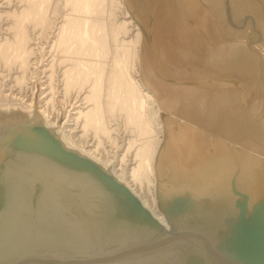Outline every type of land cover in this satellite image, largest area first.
I'll return each instance as SVG.
<instances>
[{"label": "water", "instance_id": "water-1", "mask_svg": "<svg viewBox=\"0 0 264 264\" xmlns=\"http://www.w3.org/2000/svg\"><path fill=\"white\" fill-rule=\"evenodd\" d=\"M198 1L203 10L195 16L188 12L193 25L190 48L186 51L181 47L184 49L176 52L180 66L186 63L193 79L198 76L196 70H202L196 51L203 40L213 44L218 39L208 28L213 23L210 0ZM221 2L228 25L224 36L233 38L237 25L232 22L231 11L235 7L230 0ZM240 2L251 28L245 44L257 59L261 79L263 62L253 43L256 37L264 43V0ZM257 8L260 17L254 13ZM205 9L209 10V18L203 21L206 30L198 23ZM163 22L156 31L150 26L149 37L159 38L167 32L168 21L164 18ZM138 24L143 35L144 25ZM172 43L168 42V47L176 48ZM186 54L189 57L183 63L182 55ZM217 70L214 76L204 77L203 85L210 91L207 97L211 98L212 88L240 89V94L250 97L251 105L264 95L261 83L251 88L236 71ZM212 82L228 85L215 88L209 85ZM165 87L157 86L158 96L169 94L163 91ZM162 103L166 134L163 148L174 152L172 137L181 134L185 123L180 106L167 111ZM0 113V264H264V159L259 161L260 157L244 148L246 137L239 132L201 133L203 138L212 135L216 142L229 140L232 151L223 154L210 184L202 189L187 180L167 181L170 163L165 153L166 172L157 192L163 222L111 171L80 150L66 146L57 127L46 123L40 112L36 110L30 116L19 108ZM244 113L245 127L264 134V112L254 105ZM176 117L178 123L171 121ZM258 118L262 119L259 124L252 123ZM243 159L254 162L247 166Z\"/></svg>", "mask_w": 264, "mask_h": 264}, {"label": "bare ground", "instance_id": "bare-ground-1", "mask_svg": "<svg viewBox=\"0 0 264 264\" xmlns=\"http://www.w3.org/2000/svg\"><path fill=\"white\" fill-rule=\"evenodd\" d=\"M11 2L5 0L4 3ZM65 2L71 13L60 21L54 17L57 12L54 0H20L19 7L15 6L11 11L0 10V23L4 17L11 21L6 27L0 26V77L10 78L6 81L9 82L8 89L0 90V107L6 114L19 108L30 116L36 110L40 112L46 123L57 127L66 146L80 150L111 171L163 222L165 219L158 208L157 192L162 175L166 172L163 162L165 153L166 161L170 163L167 181L178 183L187 180L199 189L210 184V177L220 166L225 156L223 154L232 153L229 140L216 142L212 135L203 138L201 133L205 130L215 135L221 131L233 135L236 134L233 131L239 132L238 135L246 137L244 148L263 161L264 134L259 129L245 127L243 115L247 107L254 105L264 112V95L260 94L251 105L250 97L240 94V89L212 88L208 102H204L197 88L192 87H186L178 93L169 92L165 98L158 96L157 86L164 88L166 84L155 76L157 72L153 74L146 65L149 58L144 53L141 27L133 20L125 0ZM185 3L190 15H197L199 1L185 0ZM210 3L214 7H210L211 16H218L210 24L218 39L213 44H210L209 39L203 40L201 48L196 51L197 65L205 75H213L217 69L220 73L236 71L240 77L248 80L251 88H257L261 83L264 91V43L257 37L253 43L263 62L260 79L257 59L245 44L251 32L247 23L249 18L247 20L243 16L245 7L240 0H230L231 6L235 7L231 11L232 22L237 28L233 30L235 37L228 38L224 36L228 25L221 0H210ZM117 9L122 18L118 22V18H115V22L106 20V15L110 12L113 14ZM176 23L175 30H179L180 39H177L176 47L190 48L187 41L190 36L183 30L179 20ZM259 32L261 34V30ZM169 44L172 45V41ZM47 48L52 59L41 72L48 73L46 89L49 91L42 89L41 105L35 110V99L30 98L28 93L23 95L24 90L29 92L33 89L35 82L32 79L42 68L39 67L43 61L41 53ZM160 50L161 57H166L167 50L163 47ZM143 68L149 77L146 82L141 78ZM12 82L16 83L19 90L11 85ZM4 83H1L2 87L6 85ZM59 88L63 102L70 103L72 107L65 114L59 111L55 103ZM7 100L9 102H4ZM73 100L81 103L76 105ZM161 102L167 111L181 107V118L185 124L181 134L172 137L174 152L167 146L163 148L166 134ZM120 118L123 120L122 128L134 135L123 141L124 147L127 146L125 150L121 147L125 151L123 154L113 151L119 147L117 142L121 138ZM261 120L258 118L252 123L259 124ZM91 134L94 136L92 142ZM105 141L110 143L112 151L107 149ZM112 152L114 154L111 155ZM115 160L117 164H114ZM253 162L254 159H243L247 166ZM145 191L151 197L150 204L145 198Z\"/></svg>", "mask_w": 264, "mask_h": 264}, {"label": "rangeland", "instance_id": "rangeland-1", "mask_svg": "<svg viewBox=\"0 0 264 264\" xmlns=\"http://www.w3.org/2000/svg\"><path fill=\"white\" fill-rule=\"evenodd\" d=\"M54 1H55V4H56V7L55 8L57 9L56 15H54V17H55V19L57 18L58 21H60V20L63 19L64 16H66L67 14H70L71 13V10H70L69 7L65 6L66 5L65 0H58L57 3H56L57 0H54ZM59 1H60V3H59ZM61 1H63V2H61ZM4 2H5V0H0V10H2V11H11V10H13V8L14 9L16 8L15 6L19 7V5H21L20 4V0L19 1L12 0V2H11L12 4L11 3L10 4H8V3L5 4ZM58 3H59V5H58ZM125 3L128 6L129 12L133 16L132 17L133 20L136 21L137 23L140 22L141 24L144 25V27L142 28L143 29V32H144V34H143V49H144V53L146 52L147 55H148V58H149L148 59V62H147L148 64H146V65L149 68V70L153 74H155V71H153L154 69L151 67V66H153L155 68L156 72H157V74H155V76L157 75L156 77H158V79L160 81L164 82L166 84V86H170V87H165L167 89H164L163 91L166 92V90H167L168 93L169 92H173V93L176 92V93H178V91L181 92L186 87H191V84H189V83H193V84H196V85H193V87H197V90L199 91V94H201V96L203 98V101L204 102H208L210 98L207 97L206 94H210V91L206 89L205 85H203V84H205L204 77H206V75L203 74L204 73L203 70H201V69L196 70L198 76H197L196 79H193L194 76L190 75L191 72L189 70H187L188 69V66L185 63V62H187L188 59L186 61L184 59V58H188L189 55H187V54L186 55H182L183 63H185V64H183V66L182 65L180 66L178 59H176V56H177V53H178L177 50H181L182 51V49H184V48H179V49L177 47L176 48L175 47H171L170 48L167 45L169 41H172V42L174 41L175 44H176L177 39H179V33H178L179 30H177V31L175 30L176 29V25H177V23H176L177 20L180 21L179 24L182 23L181 24L182 25L181 27L183 28V30L184 29L186 30V34L188 36L192 32V30L190 28H192L193 25H191V23L189 22V19H190L189 13L190 12L189 11H186L187 10V5L185 3V0H125ZM1 5H2V7H1ZM210 7L212 9H214L213 6H210ZM200 9L203 10L201 8V6H200ZM208 11H209L208 9H205V12L204 11H201L200 12V15H199V19H198L199 20L198 23H200V25L203 27L204 30H206L207 27L205 28V22H203V21L209 18V15L206 14V12H208ZM257 11L258 12L254 11V13H255L256 16L260 17L261 15H260V11H259L258 8H257ZM110 13L107 14L106 17L104 16L106 18V20H112L113 22H115V20L118 18L116 20V22H118L119 19L122 18V14H121V12L118 9L115 10L113 12V14H110ZM214 13H215V15H217L216 14V11H214ZM217 17L218 16H213L211 18L212 19H214V18L217 19ZM164 18H165L166 22L168 21L167 24H166V22H165V24L167 25L166 27L169 30V32L167 34L166 33L163 34L159 38L155 37V39H154V38L149 37V36L152 35L150 26L152 25V27H153L152 29L156 31L157 25H160V27L162 25H164V22H163ZM4 19L2 20V23H0V26L1 25H4L6 27L9 24H11V21L10 20L8 21V19L6 17H4ZM212 22H214V20H212ZM55 23H56V21H55ZM208 27L212 29V25H209ZM194 28L195 27H193V29ZM167 36L169 38L165 39ZM44 41H46V40H44ZM44 41H43V43H44ZM187 41L189 42V39ZM181 42L183 43L184 42V39ZM161 47H163L165 49L167 48V50H169V55H167V53H166V57H164L163 55L161 57V50H160ZM187 49H186V51H187ZM189 52H190V49H189ZM48 53H49V49L48 48L44 52L41 53L42 54L41 55V58L43 59V61L41 60L39 67L41 66L42 68H39L40 70L37 72L40 75H38L37 73L34 75L35 79H32V81L34 80L35 83L32 85L33 87L31 86L33 89L32 90H29V92H28V90H24V95H23V96L27 95L26 93H28V96L31 95L30 98H34L35 99L34 106L36 105L38 108L41 105L40 104V101H41L40 99L42 97V89L44 90V89L48 88V83H47V81H48V78H47L48 75H46L48 73L45 72V74H44V72L43 73L41 72V70H44V68H46L45 65H47L48 62H50L51 59H52L51 58V55H49L50 53L49 54ZM141 71H142L141 78L143 79V81L146 82L147 78H149V77H147V73H146L145 68H143ZM5 74H7V72H5ZM3 78H5V77L4 76L3 77L2 76L0 77V85H1V83L3 84L4 82H5L4 85L5 84L6 85L4 87H2V85H1L0 90L2 88H3V90L8 89L9 82H6V81L8 79H10V78H6V79H3ZM44 80H46V82ZM14 83L15 82H12L11 85H13L16 90H19L18 87H17V85H16V83L15 84ZM206 83H208V81ZM213 83L214 82H212V84H209V85H211V86L214 85L215 88H219L218 86H220V85H224V86L225 85L226 86L228 85L227 82H225L223 84L222 83L221 84L220 83L213 84ZM44 85H45V87H44ZM178 88L180 90H178ZM33 90L36 91V92L34 93ZM46 90H47V92L49 91V89H46ZM59 91H60V88H59V90L56 93L55 103L57 104L58 109L60 108L59 111L61 110V113L62 114H65V111H67V109L72 110V107L70 106L71 105L70 103H64L63 102L64 100L62 99L61 91L60 92ZM6 93H8V92H6ZM15 93H18V91H16ZM33 93H34V95H33ZM74 96H76V94ZM72 99H75V97H73ZM75 101L76 100H73L72 102L74 103ZM4 102H9V101L7 100V101H4ZM80 103L81 102L76 103V105L77 104H80ZM196 105L199 106V104H196ZM9 107H13V106H9ZM17 107H18V105H17ZM0 110H3V109L0 107ZM63 110H64V112H63ZM176 111H177L176 112L177 114L178 113L180 114V109H177ZM0 115H1V113H0ZM15 116H16V114H12V117H15ZM166 119L167 118H165V120ZM171 121H175V122L178 123L179 122V119L176 117V118H174ZM118 122L120 123L119 125L121 127V129H120V137L121 138L117 142V144L119 143L118 144L119 147L118 148H114L113 151L115 153L118 151V152H120V153L123 154V153H125V151H122L121 149L124 148L123 150H125L127 148V146L124 147L125 143L123 141L126 140V139H129V138H133L134 135H133V133L126 132L125 129L122 128V126H123V124H122L123 123V120L121 118L118 119ZM90 137H91L90 139H91V142H92L94 140L93 139L94 136L91 134ZM79 144L80 143H76V145H78V146H79ZM105 144L107 146V149L108 150L110 149L112 151V147L109 146L110 143H108L107 141H105ZM114 152H112L111 155L114 154ZM114 164H117V161L116 160H115ZM144 194L146 195L145 198H146L148 204H150V201H151L150 195L146 191L144 192Z\"/></svg>", "mask_w": 264, "mask_h": 264}]
</instances>
